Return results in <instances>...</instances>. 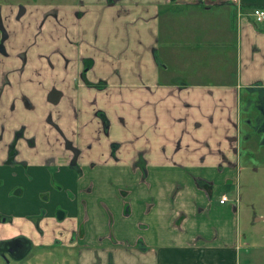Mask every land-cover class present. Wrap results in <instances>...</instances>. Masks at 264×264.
I'll list each match as a JSON object with an SVG mask.
<instances>
[{
    "label": "crops",
    "instance_id": "obj_1",
    "mask_svg": "<svg viewBox=\"0 0 264 264\" xmlns=\"http://www.w3.org/2000/svg\"><path fill=\"white\" fill-rule=\"evenodd\" d=\"M255 8L0 0V241H29L20 262L264 264L219 203L238 175L242 99L264 94Z\"/></svg>",
    "mask_w": 264,
    "mask_h": 264
},
{
    "label": "rangeland",
    "instance_id": "obj_2",
    "mask_svg": "<svg viewBox=\"0 0 264 264\" xmlns=\"http://www.w3.org/2000/svg\"><path fill=\"white\" fill-rule=\"evenodd\" d=\"M15 1L20 2L12 0ZM28 1L42 4L46 1L57 3L61 0ZM242 107V121L250 122V125H247V129L242 123L240 129L241 156L237 167L238 175L232 191L227 192V197L237 209L241 244L246 242L252 247H264V94H246L242 99ZM252 247L249 249V255L264 262V249L254 251ZM36 252L34 250L19 264H46L47 260L34 257ZM55 263L61 264L60 260Z\"/></svg>",
    "mask_w": 264,
    "mask_h": 264
},
{
    "label": "flooded vegetation",
    "instance_id": "obj_3",
    "mask_svg": "<svg viewBox=\"0 0 264 264\" xmlns=\"http://www.w3.org/2000/svg\"><path fill=\"white\" fill-rule=\"evenodd\" d=\"M0 21H1V17H0ZM1 25H2V28L4 30L5 37L3 38V34L0 31V35H1V39H0V52L2 54H4L3 43H4L5 39L7 38V33H6V30H5L4 26H3L2 21H1ZM51 92L58 93L57 98H54V97L51 98L50 97ZM51 92L48 94V101H49V103L55 105V104L58 103L61 94L58 91L54 90V89H52ZM52 101H56V102L53 103ZM99 115H101V113ZM104 121L105 120H103V122ZM65 146H66V148L68 150H70L73 153V160L75 161V158L77 156V151L70 145V143L68 141H65ZM15 155H16L15 150L13 148H10L9 151H8V157H9V159H12L13 157H15ZM72 163H74V162L72 161ZM221 205H223V204H221ZM18 238H21V240L16 241ZM22 238L23 237H16V238L11 239V240L0 241V258H1L3 264H5L6 261H8L9 264H17V263H19L21 261L20 259L17 260L15 258L16 257H19L24 252V250L27 247V244L26 245L25 244L23 245V242H24L23 239L24 238L23 239Z\"/></svg>",
    "mask_w": 264,
    "mask_h": 264
},
{
    "label": "built area",
    "instance_id": "obj_4",
    "mask_svg": "<svg viewBox=\"0 0 264 264\" xmlns=\"http://www.w3.org/2000/svg\"><path fill=\"white\" fill-rule=\"evenodd\" d=\"M203 1V0H199ZM224 2H227L231 5H237L239 3V0H222ZM252 17L256 23H262L264 22V9L261 8H255L251 12ZM228 202V198L225 195H222L219 199L220 204H224Z\"/></svg>",
    "mask_w": 264,
    "mask_h": 264
},
{
    "label": "water",
    "instance_id": "obj_5",
    "mask_svg": "<svg viewBox=\"0 0 264 264\" xmlns=\"http://www.w3.org/2000/svg\"><path fill=\"white\" fill-rule=\"evenodd\" d=\"M0 31L2 32V34H3V38L5 37V35H4V30H3V28H2V25H1V21H0ZM57 95H58V93H56V92H51V95H50V97L52 98V97H54V98H57ZM57 100V99H56ZM53 103H55L56 101H52ZM23 239V238H22ZM19 240H21V238H18L16 241H19ZM23 245L25 244H27V245H29V241H27V240H25V239H23ZM27 249H28V247H26V249L24 250V252L19 256V257H16L15 259H17V260H19V259H21V258H23L24 257V255H25V253H26V251H27ZM5 264H9V262L8 261H6L5 262Z\"/></svg>",
    "mask_w": 264,
    "mask_h": 264
}]
</instances>
